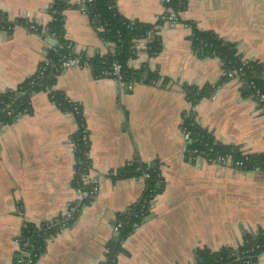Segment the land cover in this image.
I'll return each instance as SVG.
<instances>
[{"label":"crops","instance_id":"1","mask_svg":"<svg viewBox=\"0 0 264 264\" xmlns=\"http://www.w3.org/2000/svg\"><path fill=\"white\" fill-rule=\"evenodd\" d=\"M53 2L0 0V11L9 22L29 19L46 26ZM115 8L129 21L150 25L164 12L161 0H115ZM63 16L64 38L76 55L113 53V45L100 39L87 15L70 9ZM191 27L236 43L242 60L264 64V0H187L176 23L158 29L160 53L149 55L147 45L139 42L128 62L133 70L154 74L157 85L137 82L124 91L112 79L95 78L88 68L56 76L52 90L81 109L89 176L100 190L46 243L34 264L106 262L117 217L141 199L145 187L139 178L113 181L109 173L134 160L157 162L163 188L153 197L149 215L120 244L114 264H194L198 250L237 248L244 235L264 231V171L237 173L182 158L181 127L190 108L184 87L203 91L221 81L213 100L203 97L195 105L196 123L218 143L264 155L263 111L242 95L237 81L221 80V61L194 54ZM54 40L20 26L0 33V95L36 73L56 47ZM77 130V118L62 112L47 92L33 94L30 112L0 129V264L17 260V239L27 225L61 219L76 200L71 139ZM256 264H264V255Z\"/></svg>","mask_w":264,"mask_h":264},{"label":"trees","instance_id":"2","mask_svg":"<svg viewBox=\"0 0 264 264\" xmlns=\"http://www.w3.org/2000/svg\"><path fill=\"white\" fill-rule=\"evenodd\" d=\"M187 0L182 1V5L177 7V0L172 1L171 9L177 20L179 13H181L186 4ZM79 5L84 6L86 15L90 22L96 21L93 24L100 39L108 44L113 45L114 53L106 55H95L89 59V64L92 68V74L95 78H104L101 76V72L107 70L112 62L117 61L121 65V71L125 82H141L145 84H152L153 81H159V78L155 77L154 74L149 73L144 68L133 70L128 67V62L135 58L136 50L133 40H139L146 32L151 30L154 26H160L163 21L159 20L153 24H143L137 21H129L119 15L115 8V0H77L76 3H70V0H54L51 8L50 15L51 21L46 25L48 28V35L53 36L58 42V45L51 50L46 59L57 63L59 56H63L67 53L69 42L64 38V16L63 13L66 10L77 9ZM6 16L2 13L1 23L4 24ZM12 25L26 26L23 19H18L11 22ZM158 32V30H157ZM191 46L194 54L199 58H217L222 63L223 70L229 71L232 68H237L242 65V59L238 54V48L236 43L225 41L218 35L211 31H199L195 27H191L190 35ZM161 41L157 37L152 45H149L147 52L151 56H155L160 53ZM84 58V56H81ZM40 65V64H39ZM248 66L250 69L246 70V80L251 81L255 88L264 95V75H263V63H258L253 60H248ZM39 67V66H38ZM59 72H55L51 67L46 70L42 78L34 80L33 85L30 82L34 78V75L24 81L20 87L26 90L25 96H20L18 102H22L24 105L30 102V98L33 94L39 92H46L49 90V96L53 97L52 102L62 112H72L74 104L71 103L63 93L59 91H53V85L55 83L56 76ZM226 80V79H221ZM165 82V81H163ZM221 83H224L221 81ZM219 82L215 86H220ZM212 87H208L206 90L198 91L193 86H185L184 91L186 92L187 101H191L194 105L203 97H209ZM242 95L247 96L249 90L241 88ZM18 93V90H9L0 95V100H6L8 97H14ZM79 107V106H78ZM80 115L77 116L78 124H83L82 113L79 107ZM15 119V118H14ZM13 119V120H14ZM11 120V122L13 121ZM10 122V123H11ZM191 131V143L188 148L191 150H200L206 153L207 148L205 145L210 146L213 142V138L210 133L205 135L204 129L198 124H195L190 128ZM201 137V138H200ZM79 135H74L73 139L76 140ZM83 151H89V145L87 149L82 147ZM239 147L223 145L217 146L215 150L223 153L235 152L234 160L240 159L238 153ZM249 163L252 165L260 164L264 170V155L249 154ZM90 162V161H89ZM139 171L136 172V169ZM143 169H147L149 173V179L145 180L144 192L141 199L129 207V209L120 214L117 217V221H121L122 225L118 229L115 242L108 247L107 260L103 264H114L116 256L121 252L120 244L133 233V231L139 227L144 219L149 215V206L153 197L162 191L163 184L159 177V165L157 162L152 164H143L137 160L132 162V166H124L123 168L116 171L113 177H110L113 181L138 178ZM161 184L159 190L156 189L157 185ZM46 223H42L39 226L27 225L25 229L21 231L19 239H25L28 241V245L25 252L28 254L27 261L30 264H34L38 257L43 253L46 245V240L50 236H54L57 231L56 227L48 228L45 226ZM257 244H264V231H260L257 234H246L243 236L241 244L237 248H222L218 251L209 250H198L196 251V260L194 264H239V261L233 254L239 255L243 251H248L251 247ZM260 251H253L248 254L247 257L251 259L252 264H256V256ZM20 257L17 255V258ZM237 257V256H236ZM24 258V259H26ZM200 261H202L200 263ZM16 263V260L14 264Z\"/></svg>","mask_w":264,"mask_h":264},{"label":"built area","instance_id":"3","mask_svg":"<svg viewBox=\"0 0 264 264\" xmlns=\"http://www.w3.org/2000/svg\"><path fill=\"white\" fill-rule=\"evenodd\" d=\"M90 2L91 0H87ZM173 0H161V3L164 7L163 14L159 17L162 22L160 26H154L151 30L146 32L144 36H142L139 40H133V43L136 45L139 42H144L147 45H152L155 41H157V30L165 25L173 26L176 23L175 15L172 12L171 5ZM183 0H177V7L179 8L182 5ZM77 9L86 15V10L84 6L79 5ZM2 12L0 11V33L10 34L15 26L12 25L7 19L3 23H1ZM26 23V26L22 27L27 33H43L48 35V28L46 26H40L29 19H23ZM53 37V36H52ZM114 53V51H113ZM112 53V54H113ZM89 57L82 58L81 55H76L73 52L72 47L69 45L67 48V53L63 56H59L56 64H52L51 61L44 58L39 67L37 68L36 73L34 74V78L30 82V85H33L34 80L42 78L44 73L48 68L54 69L55 72H62L67 69H78V68H88L92 71V68L89 64ZM250 69L248 66V60H243L242 65L237 68H232L229 71H222V78L235 80L239 83L240 88L248 89L249 92L247 94V98L254 101L256 105L261 109L264 113V95L261 94L253 85L251 81L246 80L245 73L246 70ZM264 75V68H263ZM101 76L104 78L112 79L116 81V83L121 87L124 91H131L133 86L137 83L135 81L125 82L123 79V74L121 71V65L114 61L108 67L107 70L101 72ZM158 81H153L152 85H157ZM220 86H213L211 92L209 93V98L213 100L219 91ZM18 93L13 97H8L6 100H0V129L5 126L10 125L11 120H13L18 115H25L30 112V102H27L24 105L22 102H18V98L20 96L26 95V90L22 89V87H17ZM49 94L50 91L46 90ZM185 92V91H184ZM186 95V92H185ZM50 97V96H49ZM53 97H50L52 101ZM189 109L183 115L182 122V136L185 141V149L182 153V158L186 162L193 161H202L213 167H223L229 168L237 173H254L259 174L264 170L261 168L260 164L252 165L249 163L248 153L239 149L238 153L240 154V159L234 160L235 152L231 151L229 153H223L221 151L215 150L217 146H221V143H218L213 140L212 144L205 147L207 148L206 153L200 150L189 149L188 145L191 143V131L190 128L193 127L196 123L194 108L195 105L189 100ZM72 113L76 118L80 115L79 107L74 104ZM77 135L79 138L74 140L71 139V145L74 152V176H73V189L76 192V200L67 208L65 215L61 219H56L53 221H49L46 223V227L53 228L56 227L57 231L55 235L61 232L70 222H72L82 211L83 209L98 195L100 187L96 178L90 177V162L88 152L83 151L87 149L89 145V138L86 129L83 124H78ZM204 134L207 135L209 132L204 129ZM76 135V134H75ZM201 138V137H200ZM132 162L126 164V166H132ZM139 171V168L136 169V172ZM116 172L109 173V177H113ZM139 179L145 181L149 179V173L147 169H143L140 173ZM152 202V201H151ZM150 202V204H151ZM125 213V212H124ZM122 225L121 221L115 222L112 227V230L115 234H117L118 229H120ZM53 236H50L47 240L50 241ZM18 245V255L20 257L17 258L15 264H30L27 261L28 254L25 252V249L28 245V241L25 239H17ZM260 251L256 256V261L259 260L260 256L264 255V244H257L251 247L248 251H243L239 255L233 254L231 256H235L239 261V264H252L251 259H249L248 254H251L253 251ZM237 256V257H236ZM26 258V259H24Z\"/></svg>","mask_w":264,"mask_h":264},{"label":"water","instance_id":"4","mask_svg":"<svg viewBox=\"0 0 264 264\" xmlns=\"http://www.w3.org/2000/svg\"><path fill=\"white\" fill-rule=\"evenodd\" d=\"M94 24H96V21H94ZM53 42H54V44H55L56 46L58 45V42H57L56 40H54ZM156 189H157V190L160 189V184L157 185ZM201 262H202V261H200V263H201Z\"/></svg>","mask_w":264,"mask_h":264}]
</instances>
